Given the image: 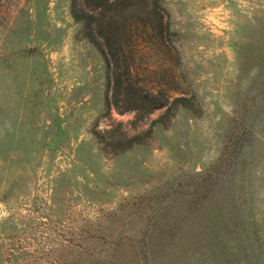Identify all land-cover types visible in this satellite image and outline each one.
<instances>
[{
  "label": "rangeland",
  "instance_id": "1",
  "mask_svg": "<svg viewBox=\"0 0 264 264\" xmlns=\"http://www.w3.org/2000/svg\"><path fill=\"white\" fill-rule=\"evenodd\" d=\"M71 4L0 0V264H264V0Z\"/></svg>",
  "mask_w": 264,
  "mask_h": 264
},
{
  "label": "trees",
  "instance_id": "2",
  "mask_svg": "<svg viewBox=\"0 0 264 264\" xmlns=\"http://www.w3.org/2000/svg\"><path fill=\"white\" fill-rule=\"evenodd\" d=\"M87 1L88 0H72V4H71V11H72V15L74 16L75 19L82 21L84 24H86L87 27H89L90 25L92 26L93 23H95L98 26V32L99 35L104 39V46L107 49L108 52H110L112 55H114L115 51H121L122 50V46L121 45H114V42L111 41L112 39V35H114V33H117V28L115 26V22L113 20V17H108L105 18L104 17V13L103 11H101V8H89V6H87ZM87 7L88 10L84 9V7ZM100 9V11H99ZM88 35H92L91 32L90 34L88 33ZM92 37V36H91ZM120 64H118L116 62L115 67L116 69H119ZM125 68V74H127V78H125V85L124 87L126 88V90H128L127 93L130 92V90L133 88V84L130 83V78L129 76H131V65L129 63H125L124 64ZM117 71V70H116ZM118 73V72H116ZM116 84L122 85L124 84L123 80H121L120 76L117 75L116 76ZM140 88V87H139ZM137 103V102H136ZM140 103V104H139ZM138 104H134V106H130L129 105H124L121 106L122 109H126L127 107H134L133 109H135L136 111L139 110H143L145 108L148 107H156V105H161L160 102H156L155 104H146L145 102H139ZM119 105V103H118ZM153 105V106H152ZM155 105V106H154ZM131 141L135 142H140L139 138L136 137H132ZM130 142V140H129Z\"/></svg>",
  "mask_w": 264,
  "mask_h": 264
}]
</instances>
